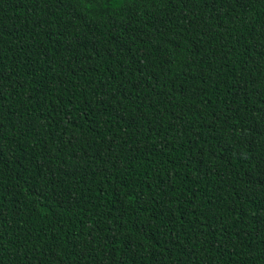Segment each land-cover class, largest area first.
<instances>
[{
	"label": "trees",
	"instance_id": "1",
	"mask_svg": "<svg viewBox=\"0 0 264 264\" xmlns=\"http://www.w3.org/2000/svg\"><path fill=\"white\" fill-rule=\"evenodd\" d=\"M0 264H264V0H0Z\"/></svg>",
	"mask_w": 264,
	"mask_h": 264
}]
</instances>
